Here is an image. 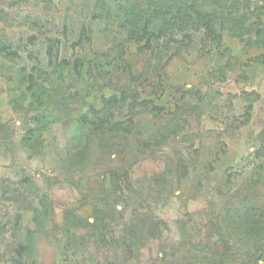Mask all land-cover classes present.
<instances>
[{"label":"rangeland","instance_id":"374dc122","mask_svg":"<svg viewBox=\"0 0 264 264\" xmlns=\"http://www.w3.org/2000/svg\"><path fill=\"white\" fill-rule=\"evenodd\" d=\"M0 264H264V0H0Z\"/></svg>","mask_w":264,"mask_h":264},{"label":"trees","instance_id":"16d2710c","mask_svg":"<svg viewBox=\"0 0 264 264\" xmlns=\"http://www.w3.org/2000/svg\"><path fill=\"white\" fill-rule=\"evenodd\" d=\"M250 263L257 262L256 257L249 261Z\"/></svg>","mask_w":264,"mask_h":264}]
</instances>
